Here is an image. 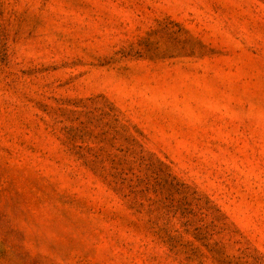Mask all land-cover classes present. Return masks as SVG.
I'll use <instances>...</instances> for the list:
<instances>
[{
	"label": "rangeland",
	"instance_id": "obj_1",
	"mask_svg": "<svg viewBox=\"0 0 264 264\" xmlns=\"http://www.w3.org/2000/svg\"><path fill=\"white\" fill-rule=\"evenodd\" d=\"M0 264H264V0H0Z\"/></svg>",
	"mask_w": 264,
	"mask_h": 264
}]
</instances>
